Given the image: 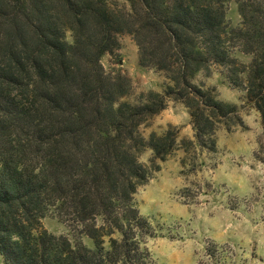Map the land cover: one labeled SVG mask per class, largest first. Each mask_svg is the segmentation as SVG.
Returning a JSON list of instances; mask_svg holds the SVG:
<instances>
[{
  "label": "trees",
  "instance_id": "obj_1",
  "mask_svg": "<svg viewBox=\"0 0 264 264\" xmlns=\"http://www.w3.org/2000/svg\"><path fill=\"white\" fill-rule=\"evenodd\" d=\"M229 1L0 0L5 264H156L148 247L156 229L134 195L161 169L174 141L170 133L146 141L141 126L170 100L180 101L198 144L216 152L218 125L240 120V112L215 88L194 82L214 63L246 91L264 130V0H234L238 25L227 19ZM124 32L139 45L140 66L152 61L171 81L139 104L119 102L129 78L106 73L101 62L105 54L120 57ZM153 32L163 41L150 53ZM145 147L154 151L148 164L139 158ZM49 214L64 232L43 226Z\"/></svg>",
  "mask_w": 264,
  "mask_h": 264
},
{
  "label": "rangeland",
  "instance_id": "obj_2",
  "mask_svg": "<svg viewBox=\"0 0 264 264\" xmlns=\"http://www.w3.org/2000/svg\"><path fill=\"white\" fill-rule=\"evenodd\" d=\"M227 7V19L238 25L237 4L231 0ZM1 21L0 16V31H4ZM66 35L71 40V32ZM150 39L152 53L163 38L153 32ZM119 43L120 57L105 54L101 59L106 73L129 78L119 102L139 104L152 91L163 93L171 81L164 71L152 67V61L148 67L140 66L134 36L124 32ZM235 54L242 62L250 61L249 56ZM193 80L215 88L219 99L237 104L240 120L232 118L218 125L216 152L198 144L189 110L180 101L170 100L141 126L146 141L152 134L161 138L167 133L174 141L173 152L161 169L134 195L141 213L156 229L148 247L156 264H264V130L260 113L245 98L246 91L230 84L218 64L211 63ZM138 147L140 150L142 145ZM153 155L145 147L139 158L148 164ZM42 223L50 232L66 230L51 214ZM0 264H5L1 254Z\"/></svg>",
  "mask_w": 264,
  "mask_h": 264
}]
</instances>
